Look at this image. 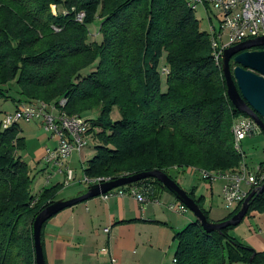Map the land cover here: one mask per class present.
<instances>
[{"label": "trees", "instance_id": "obj_1", "mask_svg": "<svg viewBox=\"0 0 264 264\" xmlns=\"http://www.w3.org/2000/svg\"><path fill=\"white\" fill-rule=\"evenodd\" d=\"M95 20L100 41H89ZM10 83L17 87L15 105L64 99L68 116L97 111L86 119L88 137L98 143L83 169L88 179L160 171L174 181L171 169L233 172L240 163L230 129L245 115L228 101L208 35L185 0H0V98H8L3 87ZM24 146L18 125L0 124V264H35L33 220L62 189L55 184L31 195L33 177L17 156ZM141 182L152 183L153 198L172 195L154 179L134 184ZM187 196L211 222L202 199L193 191ZM251 212H264V192L249 201L245 217ZM232 228L207 234L197 221L188 224L173 236L175 264H264V252L228 236Z\"/></svg>", "mask_w": 264, "mask_h": 264}, {"label": "crops", "instance_id": "obj_2", "mask_svg": "<svg viewBox=\"0 0 264 264\" xmlns=\"http://www.w3.org/2000/svg\"><path fill=\"white\" fill-rule=\"evenodd\" d=\"M16 106L14 104V109ZM5 115L8 114H3L0 120ZM18 128L20 129L19 125ZM38 129L42 130L38 125L34 128L24 127L23 132H26L24 137L29 135L38 138L34 136ZM50 140L53 148L55 142ZM48 142L47 145L43 144L42 150L36 151L39 159L35 162L34 170L41 174L50 173L47 171L49 167L55 169L53 166L44 165L41 159L44 149L50 147ZM36 144L39 145L38 141ZM243 144L246 147L253 144L261 146L262 153L252 166H249L244 155L248 171L252 174L259 173L260 166L264 169L262 133L259 131L253 137L244 139L241 149ZM20 159L24 161L23 156ZM169 174L186 194L193 191L195 200L202 199L201 207L207 212L211 223L222 222L229 214V210L224 209L221 200L223 184L221 180L204 181L195 169L190 168L171 169ZM56 175L60 176L61 180L56 181L55 184L61 185L63 176ZM55 184L50 182L46 184L44 179L35 193L41 188ZM69 185L70 183L63 187ZM73 187L66 196L58 200L76 198L87 188L78 185ZM242 189L246 190L247 187L242 186ZM65 190L62 189L58 195ZM174 202L178 201L173 195L161 193L156 198V202L145 204H138L128 196L106 200L96 197L66 208L52 216L42 230L44 262L45 264H172L176 246L173 241L174 234L197 221L192 214H188V211L177 214L168 210L167 205ZM235 208L236 206L231 211ZM105 229L107 233H104ZM228 236L254 253L264 252V212H251L228 231ZM101 250H105L106 253H101Z\"/></svg>", "mask_w": 264, "mask_h": 264}, {"label": "built area", "instance_id": "obj_3", "mask_svg": "<svg viewBox=\"0 0 264 264\" xmlns=\"http://www.w3.org/2000/svg\"><path fill=\"white\" fill-rule=\"evenodd\" d=\"M187 7L195 12L200 6L206 15L209 25L206 31L214 65L221 69V59L224 50L245 41L264 38V0H185ZM83 14L76 15L75 21L81 23ZM215 22L217 25H212ZM56 30V29H54ZM227 38V42H223ZM264 50V47L256 49ZM163 73H166L163 70ZM65 100L61 99L57 105H48L34 101L30 104H19L13 113L1 119V128L7 129L19 123H37L45 133L55 142L53 148L45 149L42 156L44 165L56 168V173L63 176L61 184L68 185L74 180V174L68 168V158L74 153H80L87 146L89 122L77 115L68 116L62 110ZM264 122V117H263ZM233 150L240 155V163L233 172H207L198 170L199 176L208 182L221 180V200L223 206L232 209L241 205L247 195L256 190L264 182V175L252 174L245 164V157L241 149L244 139L253 137L259 132L257 126L247 117H237L231 125ZM65 167L63 170L62 168ZM51 175H46L45 183L50 182ZM112 181L110 178H83L80 182L87 187ZM242 186L247 187L246 190ZM154 186L152 183H138L112 189L100 196L103 200L112 197L128 196L138 204L156 202L153 198ZM167 209L183 214L187 209L180 202L167 205ZM107 233V229L104 230ZM101 253H106L101 250ZM172 264H175L172 260Z\"/></svg>", "mask_w": 264, "mask_h": 264}, {"label": "water", "instance_id": "obj_4", "mask_svg": "<svg viewBox=\"0 0 264 264\" xmlns=\"http://www.w3.org/2000/svg\"><path fill=\"white\" fill-rule=\"evenodd\" d=\"M262 47H264V38H258L242 42L224 50L221 59V75L225 84L228 101L235 110L250 119L264 137V50H256ZM230 60H232V68L229 66ZM146 179L158 181L178 202L185 206L187 211L196 218L201 229L207 234L211 232L220 233L226 227L237 226L245 218L249 201L253 196L264 192L263 182L261 186L247 195L239 211L234 216L226 221L211 223L207 222L196 203L174 181L160 171L120 177L106 183L89 186L82 195L69 200H57L46 206L35 216L32 223L35 264H44L40 245V229L43 222L73 205L100 197L112 189L131 185Z\"/></svg>", "mask_w": 264, "mask_h": 264}, {"label": "rangeland", "instance_id": "obj_5", "mask_svg": "<svg viewBox=\"0 0 264 264\" xmlns=\"http://www.w3.org/2000/svg\"><path fill=\"white\" fill-rule=\"evenodd\" d=\"M51 13L54 14V7H51ZM194 17L198 22L199 25V29L203 32L208 31V23H207V19H206V15L203 11L202 7H198L197 10L194 12ZM98 20H95L94 23L92 25H90L88 27V30L90 32V36H89V41H100V36L97 34L98 31ZM212 25H217L215 22H212ZM224 43L227 42V38L224 39L223 41ZM96 67V63H94L91 67L83 70L81 72L82 76L87 75L88 73L92 72L95 70ZM164 79L162 78L161 81V92H165L166 90V86L164 84ZM13 83L7 84L6 86H4V89H9L8 92V98L7 99H2L0 98V118L1 116H3V114H10L13 113L14 111V104L15 102L13 101V99H17L18 93H17V87L14 85H12ZM41 102V101H39ZM97 116V111H93L90 113H87L86 115H83L82 118H84L85 120L87 119L89 120H93L95 119ZM110 118L112 121H117L119 119V115L117 112L116 108H113L110 114ZM38 125L37 123H29V124H22L19 123L18 125L20 126L21 132L20 134L22 135V138H24L25 140V146L23 148V150L19 151L17 153V156H23L24 162L27 164L29 170H30V176L33 177V182L30 188V193L31 195H34L35 191L38 189V187L41 185V183L43 182V180L45 179V176L47 174L51 175V179H50V184H55L56 181H60L61 178L60 176H57L56 174V168L52 169V168H48L47 171H50V173H46V174H41L39 171H35L34 170V166H36L35 162L36 160L39 159V155L37 154V150L38 152L40 150H42V148L44 147V143L47 145L48 142V148H52L51 146L53 145V143L51 142V140L49 139V135L47 133L44 132V130L42 129H38V132L34 133V136H38V138H33V137H29V135H27V137L25 135V131L24 127H32L34 128L36 125ZM35 125V126H34ZM96 132V131H95ZM38 141L39 145L36 144V142ZM98 145L97 141L92 139L91 137H88L87 139V146H85L84 148H82V150L80 151V153H76L74 152L69 158H68V168L72 170L73 174H74V180L70 183V185L66 188L63 187L62 185V189H66L65 191L62 192V194L58 195L57 198H63L64 196H66V194L68 192H70V190H72L74 187L73 185H78L81 187H85L86 185L82 182H80L81 180H83L84 176H83V169L86 166V163L91 160L93 158V156L95 155V147ZM41 148H40V147ZM46 148V149H48ZM45 150V149H44ZM242 151L244 152V155L249 163V166L254 163L257 162V157L261 155L262 150H261V146L257 145V144H253L250 147H246L244 144L242 146ZM255 157V158H254ZM40 165V164H39ZM65 167L62 168V170ZM171 176V175H170ZM172 177V176H171ZM79 183V184H74V183ZM87 187V186H86ZM61 189V190H62ZM60 190V191H61ZM166 195H169L166 192H163ZM224 209L229 210V213L231 212V209H227L225 208V206H223ZM188 214L191 215V213L188 211ZM232 264H242V263H232Z\"/></svg>", "mask_w": 264, "mask_h": 264}]
</instances>
